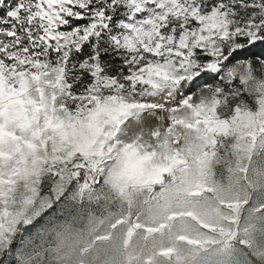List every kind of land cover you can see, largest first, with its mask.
<instances>
[{
  "label": "snow or ice",
  "instance_id": "obj_1",
  "mask_svg": "<svg viewBox=\"0 0 264 264\" xmlns=\"http://www.w3.org/2000/svg\"><path fill=\"white\" fill-rule=\"evenodd\" d=\"M257 75L264 0H0V152L14 141L6 155L17 158L0 166V217L12 215L13 185L54 191L110 160L126 170L141 163L129 133L159 138L166 121L167 137L235 107ZM13 225L0 221V264H29L36 225Z\"/></svg>",
  "mask_w": 264,
  "mask_h": 264
},
{
  "label": "trees",
  "instance_id": "obj_2",
  "mask_svg": "<svg viewBox=\"0 0 264 264\" xmlns=\"http://www.w3.org/2000/svg\"><path fill=\"white\" fill-rule=\"evenodd\" d=\"M240 91L249 98L217 105L231 130L180 166L167 186L134 185L127 193L103 174L100 186L80 194L75 176L54 191L26 182L5 194L12 215L0 221H14L18 233L35 223L24 248L29 264H264V76ZM132 224L138 229L125 245Z\"/></svg>",
  "mask_w": 264,
  "mask_h": 264
},
{
  "label": "rangeland",
  "instance_id": "obj_3",
  "mask_svg": "<svg viewBox=\"0 0 264 264\" xmlns=\"http://www.w3.org/2000/svg\"><path fill=\"white\" fill-rule=\"evenodd\" d=\"M189 119L192 118L189 117ZM164 123L166 121L161 124L159 138L147 131L142 138L138 133H129L125 143L134 146L129 150L139 153L141 163L119 171L117 165L110 160V166L102 170L104 180L108 184L120 186L127 193L134 185L149 184L154 186V190L167 186L169 177L178 174L180 166L187 164L192 156H203V150L214 145L218 133L231 130V124L227 120L219 118L215 109L207 119L197 120L194 124H181L179 129L173 131L167 137L164 135ZM197 125L199 126L198 131L195 130ZM263 131L264 123H260L259 132ZM7 135L9 134L3 128H0V140H6ZM13 143L14 141H6L3 145V151L0 152V156L3 157L0 159V166L3 167L5 174L17 167L15 154L11 157L6 155L11 150ZM17 170L20 171L21 169ZM180 187L181 184L176 185L174 188L169 189L168 193L173 195ZM79 189L80 194L86 190L85 186L81 184ZM5 216L0 217V220ZM137 229L138 227L133 224L129 227L125 245L130 244ZM235 234L234 232L226 236V245L234 238Z\"/></svg>",
  "mask_w": 264,
  "mask_h": 264
},
{
  "label": "built area",
  "instance_id": "obj_4",
  "mask_svg": "<svg viewBox=\"0 0 264 264\" xmlns=\"http://www.w3.org/2000/svg\"><path fill=\"white\" fill-rule=\"evenodd\" d=\"M102 176H103V172L95 175H93L92 173H85V179L83 180L78 179V180L80 181V184L82 186H85V188L94 190L95 188L101 185Z\"/></svg>",
  "mask_w": 264,
  "mask_h": 264
}]
</instances>
